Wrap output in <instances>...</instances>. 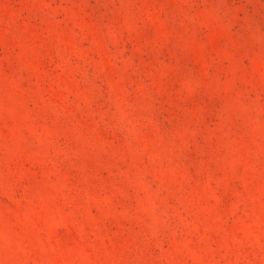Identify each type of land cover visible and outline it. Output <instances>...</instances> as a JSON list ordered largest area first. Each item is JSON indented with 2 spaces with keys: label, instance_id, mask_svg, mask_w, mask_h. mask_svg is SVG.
Returning <instances> with one entry per match:
<instances>
[{
  "label": "rangeland",
  "instance_id": "rangeland-1",
  "mask_svg": "<svg viewBox=\"0 0 264 264\" xmlns=\"http://www.w3.org/2000/svg\"><path fill=\"white\" fill-rule=\"evenodd\" d=\"M0 264H264V0H0Z\"/></svg>",
  "mask_w": 264,
  "mask_h": 264
}]
</instances>
